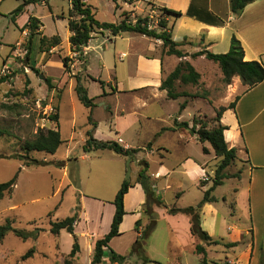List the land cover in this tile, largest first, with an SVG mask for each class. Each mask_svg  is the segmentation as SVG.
Listing matches in <instances>:
<instances>
[{
    "label": "rangeland",
    "instance_id": "obj_1",
    "mask_svg": "<svg viewBox=\"0 0 264 264\" xmlns=\"http://www.w3.org/2000/svg\"><path fill=\"white\" fill-rule=\"evenodd\" d=\"M25 1L0 0V184L9 181L17 174L12 194L0 199V225L9 218L13 220V227L20 230L33 231L40 228L37 245L39 253L33 258L30 256L23 259L33 246L32 242H24L9 233L0 242V264H64V259L71 250L72 237L67 232H62L58 236L52 235L49 223L71 216L76 207L80 211L81 195L86 196L82 201L87 217L86 227L94 234H100L104 228V219L101 224L99 219L102 215L103 218L105 217L107 207L103 208V203L98 200L113 201L124 179L129 182H133L135 177L137 179L136 169L145 168L143 162L149 163V172H154L159 167L157 163L161 145L173 150L171 157L167 159V164L172 165L178 172L184 171V168L176 164L182 157L180 153L175 152L179 150L176 134L171 133L168 128L178 116L183 99L175 101L166 97L153 98L145 91H140L139 94L127 93L128 89L139 83L156 81L152 62L147 63L144 59L137 61V55L140 53L146 57L152 55V51L155 50L153 40L136 33H124L122 38L110 37L112 41L99 36L98 41L92 42L96 50L90 51L85 57L76 56L70 52L65 40L70 9L68 0H44L45 3L40 1L27 4L23 7V12L13 21L12 12ZM94 1L96 0H88L86 3L92 4ZM101 1L103 11L97 14V19L100 21L119 23L126 19L134 23L138 18H147L151 28H155L162 19L158 10L160 7L148 2L141 4L142 10L134 2L132 6L121 4L122 10H116L112 0ZM155 1L163 2L168 6L174 1L180 3L182 0ZM123 11L125 12L122 15ZM29 16L40 20L43 26L41 34L46 37L59 36L63 40L53 53L40 51L38 35L29 43L27 29L24 31L21 29ZM167 23L170 28V21ZM182 31L176 27L173 35L181 38ZM217 50L219 51V48ZM64 57L71 58L69 72L63 67L61 60ZM24 60H27L26 64ZM209 65L214 67L212 63ZM22 67H25V73L19 72ZM74 75L81 77V85L86 89L87 96L94 98L95 106L91 118L98 126L97 140L114 141L111 139H115L116 142L118 137L114 133L116 125L121 131L120 138L124 143L131 148L139 149L136 154L122 156L110 150H92L84 154L82 140L85 138V132L90 129L88 123L90 109L79 101L72 87V82L76 84ZM46 79L49 80L48 83ZM223 86L216 82L214 91H211V94L204 98L205 100L194 103V107L182 111V119L189 120L191 114H196L197 118H206L210 121L209 126L212 127L211 120L215 114L212 107L217 109L228 101L225 98L219 100L223 97L220 96ZM209 99L214 102L212 107L206 104ZM58 108L62 145L54 155L44 152L30 153L29 159L37 161L38 164L22 166V163L27 161L19 157L25 154L22 149L24 142L33 140L40 131L54 129L55 121L52 118L58 113ZM50 109H53L52 114ZM121 111H124L122 118L119 114ZM135 112L138 116L133 115ZM148 144H152L154 153L148 152ZM190 146L193 155L197 152L202 154L200 144L191 143ZM205 146L209 148L210 145L206 143ZM67 147L71 153L72 148L74 149L76 159L72 160L71 155V159L66 161L64 152ZM83 154L85 156L82 159ZM203 157L208 162L207 171L212 170L211 175L208 174L212 179L220 159L213 153ZM190 165L188 170L192 169ZM192 166L194 167L193 164ZM237 168L239 163L235 161L226 172L238 173ZM182 176L186 177L181 173L171 174L168 179L170 188L161 192V199L172 208L177 204L175 192L179 183L177 184L176 180ZM188 176L194 177L191 174ZM238 177L226 181L225 185L216 192L215 196L219 203L217 207L222 213L217 229L226 230L228 226L232 229H242L249 225L245 212L235 211L234 205L224 203L222 199L224 196L227 197V201L230 199L232 187L236 189L247 185L249 178L246 172L241 180L238 181ZM149 181L151 184L157 183L159 190L164 187V183L166 184V181L163 183ZM199 190L200 188H194L175 207L193 203L198 194H202ZM146 218L145 214L143 220ZM156 218V227L148 236L145 246V256L152 261L147 264H229L227 259L225 260V254L210 247L211 243L206 244L208 252L205 262H202L201 255L194 253L195 245L191 248L192 246L187 243L189 246L186 247L185 237L170 232L167 222L161 216L156 215ZM84 227L85 224L82 223L77 230L81 231L80 229ZM128 231L129 229L126 230L124 237L117 240L116 249H124L125 246L130 245ZM220 231L224 233L223 230ZM225 236L227 239V235ZM261 240H264V236ZM245 241H249V238ZM83 248L80 259H77L79 261L74 264L91 263L92 255L88 259L86 245ZM242 250L243 247L240 246L237 253ZM261 253L259 247L251 264H264V255ZM231 255L227 254L228 259H231ZM100 264L111 263L103 258ZM123 264H145V262L142 258L132 255Z\"/></svg>",
    "mask_w": 264,
    "mask_h": 264
},
{
    "label": "crops",
    "instance_id": "obj_2",
    "mask_svg": "<svg viewBox=\"0 0 264 264\" xmlns=\"http://www.w3.org/2000/svg\"><path fill=\"white\" fill-rule=\"evenodd\" d=\"M48 1V0H45ZM44 0L41 3H45ZM88 1V0H86ZM85 1V2H86ZM113 2V1H112ZM148 2L151 5H156L159 7H166L168 9L174 11H180L181 13H185L190 5H194L195 9H202L204 5H206L207 10L212 14L216 15L220 18L223 23L221 25H210L204 22H201L194 17H187L183 19L182 16L179 19H172L167 18L170 21V33L171 38L173 41L177 43H182V46L178 47L180 51L185 55L183 58H177L174 55H167L163 52L162 43L160 40H153V44L155 46V50L152 51V55H148L147 57L144 56L143 53L137 55V61L144 59L147 63L152 62L154 73L156 74V78L154 82H143L139 83L136 86L131 87V89L127 90V93L130 94H139L140 91H145L150 94L153 98L155 97H166V92L159 89L161 80L165 78L174 68L178 65L179 62L186 61L188 62L196 72L200 74L199 83L195 86L192 85H183L178 87L177 90L179 92H187L190 94H201L203 91L207 92V96L211 94V91H214L216 87V82L221 83L222 74L220 69L216 64L207 60L204 56H197L192 57L193 54L201 52L203 50H207L211 53H225L229 50L231 38L234 36L237 38L244 50V60L251 61L257 60L264 65V0H256L250 4H248L242 13L239 16H234L230 11V4L229 0H182L180 3L172 2L171 5L161 3L155 0H138L135 1L134 4L142 10L143 3ZM69 3V8L70 2ZM103 2L101 0H96L92 4H88L91 7L95 18L97 19L98 12L103 11ZM114 3V2H113ZM115 4V3H114ZM121 1H118L114 8L116 10H120ZM141 5V6H140ZM132 6V4H131ZM137 9V8H136ZM122 10V9H121ZM125 11L122 12V15ZM30 17V16H29ZM28 17V18H29ZM34 17V16H33ZM124 17V16H123ZM28 18L24 24L27 23ZM36 18V17H35ZM38 19V18H37ZM98 20V19H97ZM40 21V20H39ZM100 21V20H98ZM100 22H107V21H100ZM113 23V22H112ZM177 27L178 30H183V35L180 38H176L173 35L175 28ZM43 26L40 22L39 31H42ZM68 28V27H67ZM124 33L118 36H111L108 31H96L92 34V38L88 41L87 46L83 48V56H87L90 51L96 50L95 46H92L93 41H98L99 36H102L108 41H112L110 37L113 38H122ZM40 36H44L41 34ZM71 36L70 31L68 30L66 35V42L68 48L70 47L68 39ZM142 37L148 38L146 36L141 35ZM46 37V36H45ZM52 37V36H51ZM50 38V37H49ZM60 38V37H59ZM61 44L63 40L60 38ZM150 40V38H149ZM58 47V46H57ZM57 47L51 48L49 53H53ZM161 48V49H160ZM219 48V51L217 50ZM70 49V48H69ZM157 50V52H155ZM124 56V53H122ZM121 58V57H120ZM151 58V59H150ZM85 63V60H84ZM209 63H212L214 67L210 66ZM203 67V69H201ZM207 70V71H206ZM75 83V82H74ZM224 85V84H223ZM72 87L74 89L75 84L72 82ZM218 97L219 100L222 98L228 99L224 105L220 107H227L235 97L239 96L235 104L234 109L227 108L220 118V124L226 126V129L223 133L224 139L229 147L235 148L237 150V159L236 161L239 163V168H237V172L235 174H229V176L239 177L237 180H241L242 177L248 175V183L245 187H239L234 189L231 188L230 199L227 201L226 196L222 197L224 203H229L231 206H235V211L241 210L245 212L246 218L249 221V225L242 229H232L231 226H228L226 230L224 229H217L219 217L221 216V212L218 209L217 205L218 198L216 192L219 188L223 187L229 179H233L234 177L226 178L223 183L216 187L212 192V196L215 198L214 202L205 203L200 211V226L202 230H204L208 236H210L211 240L216 243H212L210 247L216 248L222 253L225 254V260L229 264H251L253 262V256L257 254L259 247L262 246L264 248V240H261L262 236H264V81L259 83L258 85L246 90V86L242 85L239 77L235 76L232 78L231 83L229 85H224L223 90ZM167 99V98H166ZM178 99H183L187 101L186 107L182 110L185 111L189 107H194L195 104L199 103V101L205 100L202 97H179ZM176 99V100H178ZM175 100V101H176ZM182 102V103H183ZM195 103V104H194ZM209 106H213L214 102L212 99L207 100ZM205 104V105H206ZM207 105V106H208ZM95 106V104H94ZM219 107V108H220ZM214 113L217 109L212 107ZM93 109V108H92ZM108 108L106 107V110ZM182 111H179L178 116L175 118L178 122L185 121L189 123L191 126V119L196 114H191L189 120L182 119ZM119 114L120 117H124V111H121ZM136 114V115H135ZM134 116H138L135 112ZM58 116V124H59V108L58 113L55 114ZM215 116V114H214ZM174 121V120H173ZM56 124V123H55ZM54 124V126H55ZM173 126L170 125L168 128L170 129L171 133L176 134V140L179 150L175 151L182 155L179 162L176 163L180 166V168H184V171L178 172L175 170L174 167L167 164L168 157L172 155V149H168L165 145H161V149H159V167L154 172H149V163H147L148 169L146 171V175L148 176L149 180L151 181H166L164 183V187H161V191L158 189L157 183H152L153 191L156 197L162 202L163 206H152V211L158 217L161 216L166 222L169 227V231L172 232L176 236L185 237V246L190 244L193 248L194 245L197 244V240L191 235L190 233V220L189 217L183 213H175L169 214L168 209L172 208L171 206L166 205L162 198V193L164 190L170 188L168 179L172 175H186L185 178L180 177L177 181L179 186L176 188V201L177 204L179 201H183L185 197H187L194 188H200V193L198 194L197 199H194V202L188 203L186 206H175L173 208L176 209H184L186 207L195 206L203 197V193L211 186V171L209 172L206 169L207 163L203 156H208L213 153L211 147L209 148L205 146V144H201L198 142L195 135H191L187 130H171ZM51 129V128H50ZM134 131V130H133ZM114 133L116 134L117 139L116 142L119 143L125 149H138V148H131L127 143L120 138L121 131L119 127L115 125ZM86 134V132H85ZM94 138L98 139V126L94 130L93 133ZM85 138L82 140V151L83 145L85 143ZM114 140L115 139H111ZM63 142V141H62ZM191 143H198L202 147H206L209 151L208 154H200L197 152L193 155L190 152ZM62 145V144H61ZM149 153H154V149L152 144L150 147L147 148ZM84 152V151H83ZM56 153V152H55ZM54 153V154H55ZM86 152H84L85 154ZM53 154V155H54ZM82 155V159L85 155ZM214 154V153H213ZM76 159V155L74 153V149L72 148V153L70 149L67 147L64 152V158L66 161L71 159ZM154 162H156L154 160ZM191 163V165H190ZM194 165V167L192 166ZM191 166V170H188V166ZM186 167V169H185ZM136 173L138 174L141 169H136ZM194 175V177H189L188 175ZM207 174L208 179L203 180V175ZM210 174V175H208ZM190 180V183L188 181ZM186 183V184H185ZM131 187L129 188L128 192L124 196V210L126 214L123 217L122 223L119 226L120 236L113 238L109 243L108 247L113 250L115 253L119 255H127L135 242L136 238L140 236V233L144 230L145 226L148 224V217L143 220L145 217L144 207L146 204V195L139 183H137V179L133 182H130ZM15 188V187H14ZM163 191V192H162ZM162 192V193H161ZM86 196L81 195L79 197V204H80V211H78V220L74 224V233L78 238L80 252L77 254V259H80V255L84 250L83 246L86 245L87 248V258L90 259V256L93 254V249L95 242L101 238H103L110 229V224L112 222V218L115 212V207L112 204V201H100L103 203V208L107 207V212L105 217L99 219V224L102 223L104 228L100 232V234H94L93 232L89 231L86 227V211L84 206L82 205V201H84ZM235 198V200H234ZM96 199V198H95ZM239 206V208H237ZM234 211V208H232ZM236 213V212H233ZM140 220L141 225L138 226V231L135 230V223L136 221ZM157 220V219H156ZM82 223L85 224V227L78 231V226L81 227ZM157 224V222H156ZM128 226V227H126ZM236 225H234L235 228ZM129 229V242L130 245L124 247V249H120V251L116 249L117 240L124 237L127 233L126 230ZM220 230H223L222 233ZM227 234H226V232ZM62 232H66L65 230H61L59 235ZM79 232V233H78ZM78 234V235H77ZM249 234V235H248ZM70 235V234H69ZM227 235V239L226 236ZM249 238V241H245ZM26 241H31L33 246L31 248L34 249V252L30 258H33L39 251L37 250V245L39 241V236L33 240L28 239ZM24 241V242H26ZM245 241V242H244ZM244 242V243H243ZM188 243V244H187ZM230 243H237L236 246L227 247V244ZM35 244V246H34ZM129 246V247H128ZM189 246V245H188ZM186 246V247H188ZM207 245H204L206 255L208 252ZM242 246L243 250L240 253H237V249ZM104 251H107V248H104ZM232 254L231 259H228L227 254ZM67 254V253H66ZM200 256V255H199ZM108 261V258H105ZM234 259H236L234 262ZM79 261V260H77ZM109 262V261H108ZM234 262V263H233ZM224 263V262H223ZM117 264V263H111Z\"/></svg>",
    "mask_w": 264,
    "mask_h": 264
},
{
    "label": "trees",
    "instance_id": "obj_3",
    "mask_svg": "<svg viewBox=\"0 0 264 264\" xmlns=\"http://www.w3.org/2000/svg\"><path fill=\"white\" fill-rule=\"evenodd\" d=\"M42 0H26L22 5L17 7L12 12L13 21L15 18L23 12V7L27 4L37 3ZM86 0H69L70 9L68 12V30L71 36L68 39L70 45V52L76 56H83V48L87 46L88 41L92 38V34L96 31H108L111 36H118L122 33H136L139 35L146 36L150 39L160 40L163 52L167 55H174L177 58H183L185 55L178 49L182 46V43H177L172 40L170 28H168L167 18L174 20L181 18L182 16L194 17L195 19L210 25H221L223 21L216 15L212 14L207 10L206 5L202 9H195L194 5H190L185 13L180 11H174L166 7H160L158 10L161 12L162 19L158 22L155 28H148L147 18H138L134 23H130L126 19H123L119 23L111 22H100L95 18L91 7L86 4ZM115 4L118 1L123 3L132 4L138 0H112ZM256 0H229L230 11L234 16H239L244 8ZM40 21L39 19L30 16L26 24L21 28L22 31L27 29L29 43L32 41L34 36H40L39 31ZM39 48L42 52H49L51 48L60 45L61 40L59 36L45 37L40 36L38 38ZM45 46V47H44ZM29 52V50H28ZM28 57V54L26 55ZM204 56L207 60L213 62L218 66L222 74L221 82L224 85H229L233 77H239L242 85L246 86V90L258 85L264 81V65L260 61L244 60V50L240 41L234 36L231 38L229 50L226 53L214 54L207 50L195 53L192 57ZM62 64L65 71L69 72V65L71 58H62ZM75 87L74 91L79 101L88 109H90V115L88 117L90 129L86 131V139L83 145L84 152H90L92 150H110L117 155L132 156L136 154L139 149H125L119 143L115 141H99L94 138L93 133L97 127V124L92 121L91 113L94 107V98L87 96L86 89L81 85V77L74 75ZM200 74L186 61L179 62L178 65L171 71L165 78L161 80L159 89L166 92V98L169 100H176L179 97H207V92L203 91L201 94H190L187 92H179L178 87L183 85L195 86L199 83ZM99 81V80H96ZM48 83L49 80L46 79ZM100 82V81H99ZM102 84V82H100ZM239 96L225 108L220 107L215 111V116L211 120L213 124L210 127V121L197 118L194 116L191 119V126L188 122H178L176 119L173 121L171 130H187L191 135H195L198 142L201 144L209 143L216 158L220 159L215 171L214 176L211 179V186L203 193V197L195 206L186 207L184 209L170 208L168 209L169 214L183 213L189 217L190 220V233L197 240V244L194 247V253L201 255L202 262H205L206 251L204 245L216 243L213 242L208 234L202 230L200 226V211L205 203H211L215 201V198L211 195L214 189L220 186L226 178L234 177L229 176L226 169L231 166L237 159V150L228 146L224 139V131L228 129L226 126L220 124V118L222 113L227 109H234L235 104ZM187 101L180 104L179 111H182L186 107ZM55 121L54 129H47L46 131H40L37 136L31 140L26 141L23 144L24 155L19 156L21 160H27L22 163V166H30L32 164H38L35 160H30L28 155L32 152H44L47 154H54L63 143L61 140L58 124V116L55 115L52 118ZM147 147H150L148 144ZM202 152L208 154L209 151L206 147H202ZM145 168H142L137 177V183H139L146 195V204L144 212L148 217V224L144 230L140 233L133 243L129 253L127 255H119L108 247V243L115 237L120 236L119 226L122 223L123 217L126 214L124 210V196L131 187L130 182L124 179L118 192L115 195L112 204L115 207V212L110 224L108 233L101 239L97 240L94 245L92 259L90 264H100L103 258H108L110 263L123 264L130 256L135 255L145 262V264L152 262L145 256V246L148 236L156 227L157 218L155 213L152 211V206H163L162 202L156 197L153 191V186L146 175L147 164L143 162ZM238 176V175H235ZM17 174L14 175L9 181L0 184V199L4 196H10L16 185ZM78 207L75 208L74 213L66 217L63 220L51 221L50 233L54 236H58L61 230H65L72 237V246L67 257L64 259V264H74L77 261V254L80 252V246L78 238L74 233V224L78 220ZM141 225V221L138 220L135 223V230L138 231V226ZM40 228H36L33 231L20 230L13 227V220L7 218L3 224L0 225V242L8 235L12 233L22 241L28 239L35 240ZM237 243L227 244V247L236 246ZM104 248H107L109 253L106 254ZM261 254L264 255V249L260 246ZM34 249L31 248L23 259L32 256Z\"/></svg>",
    "mask_w": 264,
    "mask_h": 264
},
{
    "label": "built area",
    "instance_id": "obj_4",
    "mask_svg": "<svg viewBox=\"0 0 264 264\" xmlns=\"http://www.w3.org/2000/svg\"><path fill=\"white\" fill-rule=\"evenodd\" d=\"M148 28H151L150 25H148ZM24 35H26V32H24ZM50 113L52 114L53 113V109H50ZM204 181L208 179V176L207 175H203V178H202Z\"/></svg>",
    "mask_w": 264,
    "mask_h": 264
},
{
    "label": "water",
    "instance_id": "obj_5",
    "mask_svg": "<svg viewBox=\"0 0 264 264\" xmlns=\"http://www.w3.org/2000/svg\"><path fill=\"white\" fill-rule=\"evenodd\" d=\"M27 63V60H24V64ZM20 73H25V67H22L19 71Z\"/></svg>",
    "mask_w": 264,
    "mask_h": 264
}]
</instances>
